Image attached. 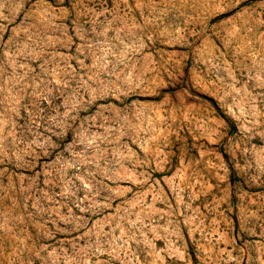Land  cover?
<instances>
[{
    "label": "rangeland",
    "instance_id": "obj_1",
    "mask_svg": "<svg viewBox=\"0 0 264 264\" xmlns=\"http://www.w3.org/2000/svg\"><path fill=\"white\" fill-rule=\"evenodd\" d=\"M0 264H264V0H0Z\"/></svg>",
    "mask_w": 264,
    "mask_h": 264
}]
</instances>
